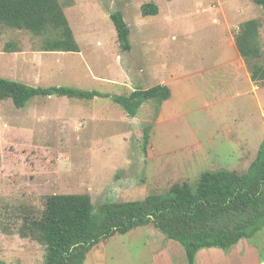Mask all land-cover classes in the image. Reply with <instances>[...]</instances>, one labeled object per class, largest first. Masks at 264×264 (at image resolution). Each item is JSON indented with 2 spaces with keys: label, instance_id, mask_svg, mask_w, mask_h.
<instances>
[{
  "label": "rangeland",
  "instance_id": "rangeland-1",
  "mask_svg": "<svg viewBox=\"0 0 264 264\" xmlns=\"http://www.w3.org/2000/svg\"><path fill=\"white\" fill-rule=\"evenodd\" d=\"M79 53L41 52L43 37L5 28L0 78L31 87H70L109 97L0 101V262L44 264L45 248L22 238L25 216L46 198L88 194L107 201L195 188L205 172L245 174L264 141V82H252L235 33L256 19L264 50V8L253 0H60ZM153 4L156 16H143ZM131 29L121 48L111 14ZM8 44L15 53L6 52ZM166 82L167 84H163ZM157 85L171 98L145 102L136 118L113 99ZM149 134L146 143L144 135ZM264 227L229 251L201 250L196 264H263ZM1 264V263H0ZM85 264H188L184 247L153 224L95 245Z\"/></svg>",
  "mask_w": 264,
  "mask_h": 264
},
{
  "label": "trees",
  "instance_id": "trees-1",
  "mask_svg": "<svg viewBox=\"0 0 264 264\" xmlns=\"http://www.w3.org/2000/svg\"><path fill=\"white\" fill-rule=\"evenodd\" d=\"M253 1L264 8V0ZM142 13L156 16L159 8L146 4ZM110 17L121 48L131 51V29L123 13L117 11ZM5 28L43 37L41 52H80L60 0H0V36ZM260 28L261 23L253 19L242 23L235 33L237 48L254 83L264 82ZM15 49L14 45L6 46L8 53L17 52ZM37 96L82 100L109 97L70 87L35 88L0 78V101L11 99L16 108L22 109ZM170 98L171 89L166 85L113 97L133 118L145 102L162 103ZM144 138L147 145L149 134ZM151 224L168 240L184 247L188 264H196L201 250L229 251L242 240L251 241L264 227V141L247 173L205 172L195 188L188 182L176 183L166 195H151L139 201H107L98 208L88 194L50 195L39 217L25 216L19 234L45 248L44 264H85L88 253L98 243Z\"/></svg>",
  "mask_w": 264,
  "mask_h": 264
},
{
  "label": "crops",
  "instance_id": "crops-1",
  "mask_svg": "<svg viewBox=\"0 0 264 264\" xmlns=\"http://www.w3.org/2000/svg\"><path fill=\"white\" fill-rule=\"evenodd\" d=\"M238 49V48H237ZM239 51V50H238ZM239 53V52H238ZM240 54V53H239ZM241 56V55H240ZM244 61V60H243ZM245 63V62H244ZM249 74V73H248ZM248 76H250V74L248 75ZM163 84H167L166 82H163ZM242 241H244V240H242ZM242 241L238 244V245H241L242 244ZM236 247H238V246H236ZM263 264H264V262H263Z\"/></svg>",
  "mask_w": 264,
  "mask_h": 264
}]
</instances>
